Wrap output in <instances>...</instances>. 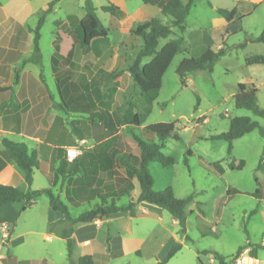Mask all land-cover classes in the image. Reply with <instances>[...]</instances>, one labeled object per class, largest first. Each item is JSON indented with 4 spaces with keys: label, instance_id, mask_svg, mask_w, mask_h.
<instances>
[{
    "label": "rangeland",
    "instance_id": "1",
    "mask_svg": "<svg viewBox=\"0 0 264 264\" xmlns=\"http://www.w3.org/2000/svg\"><path fill=\"white\" fill-rule=\"evenodd\" d=\"M21 1H25L27 7L19 0H0L5 4L4 10L0 9V22L11 17V22L13 20L24 25L25 28L27 25L30 26L29 30L33 29L41 13L38 11L44 6L43 4L47 7L55 0H31L30 3L27 0ZM181 1L186 3L188 0ZM87 2L94 8L95 15L102 25L108 28L109 49L114 48L120 59L125 60L124 68L131 64L142 43L129 31L121 30L117 18L119 14L129 16L139 8L138 20L156 17L163 23H168V18L161 15L157 6L144 5L141 0H59L56 2L53 6L54 12L45 16L39 30L40 62L36 65V69L39 68L44 72L46 82L57 103L60 102V97L50 79L48 55L53 50L51 41L56 38L57 29L60 34L69 28L68 16L77 18L84 14ZM109 5H114L117 9L114 12H104L102 7ZM217 9L228 11L235 9L237 16L228 23L217 13ZM56 22L59 25H56ZM263 28L264 0L261 2L257 0H193V5L185 19L183 44L165 71L161 87L151 107L145 109L140 104V100H134L137 104L133 111L143 117L142 125L133 128V132L140 138L158 144V139L154 135L145 133L143 128L159 122L175 123L174 133L178 139L168 138L161 149L164 155L172 159V164L162 167L158 163H150L148 170L153 180L154 191L169 188L177 199L192 197L186 206L188 213L186 235L189 241L182 239L187 247H182L181 252L179 251L174 258L176 260L187 261L188 257L192 264H199L194 252L210 249L223 256L231 257L248 241L261 246L257 250V259L246 262L248 257L246 252L249 249H244L238 259H231L230 263L264 264L262 138L257 130L245 134L233 141L230 155L227 153V143L224 140L210 139L212 136L226 132L230 120L236 117H247L264 127V118L248 110L236 108L233 98L239 83L254 86L257 89L258 106L264 109V64L250 66L245 64V58L249 56H264V44L254 42ZM29 35L32 39L33 33ZM176 36L177 33L173 29L171 36L159 40L158 48ZM28 37L27 35V40ZM63 45L66 46V43ZM218 46L224 47L225 53L213 64L212 71L196 70L187 73L185 85L182 86L175 72L180 61L185 57H197L207 48L216 51ZM119 80L121 81L120 90L112 95L113 105L110 107V113L116 123L126 109V100L134 94L135 99H139L129 79ZM58 113L63 117L64 143L68 141L73 144L74 137L86 136L88 130L82 127L80 133L72 132L70 120L80 122L79 125L81 122L87 125L91 123L84 119H87V114L76 115L63 111ZM117 132L119 135L115 142L116 148L133 156L138 154L139 150L129 131L124 127H117ZM93 143V139L87 138L86 146ZM27 146L31 148L29 142ZM39 160L42 167L34 171L30 190H42L49 184V175L42 172L45 168L44 158L40 156ZM232 161L234 165L243 161L242 168L231 169L229 164ZM214 164L220 165L221 173L214 168ZM13 169L11 179L13 186L26 192L28 186L24 182L22 171L15 165ZM138 194V184L133 181L131 196L135 198ZM61 200L66 203L65 199ZM129 200L127 196H121L117 199V205L126 204ZM32 202L33 204L20 212L11 223L8 222L11 214L7 210H0V220L8 222L7 231L12 229L9 243V237L0 236V256L7 257L8 261H13L14 258L30 260V264H45L43 259L47 264H69L65 241L59 235L62 229L68 226L67 222L63 220L59 212L49 207L46 195H40ZM97 203L99 200L95 199L79 207L68 206L69 213L71 217H77ZM13 207L18 211L21 205L15 204ZM253 211L255 213L250 214ZM173 221L174 219L166 211L153 205L146 203L137 205L136 216L124 219L123 223L114 224L110 232L129 228L131 235L127 236L130 238L127 247L133 248L141 242V256H136L133 251H130L122 258L111 261L110 264L153 263L154 256L172 238L181 240L179 226ZM88 229L91 231L90 227ZM7 231H5L6 235ZM102 231L105 229L101 228L100 231L93 232L96 240L102 239ZM78 255L79 251L76 248L73 256ZM211 258L209 254L200 255L203 264H210Z\"/></svg>",
    "mask_w": 264,
    "mask_h": 264
},
{
    "label": "trees",
    "instance_id": "2",
    "mask_svg": "<svg viewBox=\"0 0 264 264\" xmlns=\"http://www.w3.org/2000/svg\"><path fill=\"white\" fill-rule=\"evenodd\" d=\"M59 0H55L47 5L37 20V23L30 32L33 33V55L31 61L35 64L40 62L39 50V30L44 23L45 16L51 13L53 6ZM259 2L263 0H257ZM144 5H153L160 8L162 16L168 18V23H163L159 18L153 17L149 20H141L133 23L129 33L141 40V47L134 56L131 64L127 67V72L131 81L132 89L139 99H135L131 95L126 100V109L116 123L108 111L113 102V94L116 88L101 92L96 89L90 93L85 91V99L90 106L84 105L78 109L76 100L68 101L64 98L60 86L57 82V91L60 97L59 103H54V107L67 112L75 113L82 111L87 114V120L91 124H101L106 136L115 134L117 127L126 128L133 141L136 143L139 150L138 157L123 152H115L111 154L109 151L114 143V137L95 145L91 149L82 150L81 154L69 162L65 158V148L63 157L56 160L51 157L49 162V183L54 186L58 180L65 182V201L52 192V187L42 190H30L29 187L33 180L34 171L39 169L40 161L36 152H29L24 144L13 143L7 139L1 140L2 149L0 156L7 162H12L19 168L24 177V182L28 186L26 192H23L10 184L0 183V207L5 205L20 204L21 207L16 213V217L25 208L33 204V200L40 195H46L48 198L49 207L63 216V220L68 226L62 229L60 237L65 241L67 260L69 264H108L111 259L121 256L120 251H109L106 254H91L80 256L76 262L73 261V251L75 248V240L72 236L74 227L84 224H90L98 220H103L106 217L118 213H127L130 217H135L136 206L140 203L153 205L163 211H166L179 226V235L189 241L186 235V206L191 201V196L186 199H177L173 196L171 189L167 188L162 191H154L152 189L153 180L150 176L148 165L150 163H158L162 167H168L172 164V159L164 155L161 151L163 143L168 138L178 139L175 132L174 122H159L143 128L147 134L154 135L158 139V144L148 142L133 132V128L140 127L143 123V117L133 110L136 107L134 100H140V104L148 109L151 107L157 92L161 87L162 77L173 60L174 56L180 51L183 44L182 34L185 31V19L189 14V10L193 5V0H188L184 3L181 0H141ZM117 8L114 5L102 7L104 12H114ZM85 16L79 20L74 16H68L69 28H66L62 33L58 34V29L55 31L56 40L54 45L55 53L58 52V43L64 37L72 39L73 44L78 46V56L89 52L92 45H103L109 49L108 28L104 27L95 15V10L89 2L84 7ZM217 13L228 23L235 18L237 11L217 9ZM119 14L118 17H122ZM59 25L58 22L55 23ZM58 28V27H57ZM173 29L177 36L174 39L167 41L162 47L158 48L159 40L167 39L173 34ZM254 42L264 44V28L260 35L254 39ZM225 53L224 47L218 48L216 51L207 48L202 54L197 57H185L176 67V75L182 86L185 85V75L196 70L212 71L213 64L219 60ZM112 54L109 49L107 56ZM245 64L258 65L264 64L263 55H252L245 58ZM53 72L58 75L56 69V59L52 58ZM19 68L15 69V79L13 85L18 80ZM118 73H107L106 77L109 81H115L120 76ZM42 78V74L40 75ZM58 77V76H57ZM12 85L8 87H0V93L11 91ZM257 89L254 86H247L239 83L237 90L233 96L236 108H241L252 112L254 115L264 118V109L260 108L256 98ZM93 97L96 99L93 101ZM85 100L84 97L79 98ZM78 100V99H77ZM198 101V100H197ZM98 106H97V103ZM99 107V108H98ZM104 111H101V108ZM58 121L61 122L59 119ZM257 130L262 138V154H264V127L257 122L250 120L247 117H236L230 120L228 130L210 139H221L227 143V153L230 155L232 143L234 140L243 137L245 134ZM64 132V128H63ZM66 133V132H65ZM64 139V133L63 138ZM243 161H239L234 165L233 161L229 164L231 169H241ZM214 168L218 172H222L219 164H214ZM121 169L123 174L118 171ZM110 176V178L108 177ZM133 181H136L139 187V194L133 198L131 190ZM258 193L257 191L255 192ZM127 196L130 200L126 204L117 205V199L121 196ZM95 199L99 203L92 208L82 212L77 217H71L68 206L79 207L84 203H89ZM255 213V211L250 214ZM10 233L8 232V237ZM247 236V233H246ZM248 240V236H247ZM181 244H175L167 251L163 260L158 264H165L177 252L181 250ZM261 246L247 243L238 248L231 257L223 256L213 250L197 251L198 254H209L216 264H231L229 260H236L242 254L244 249L248 250V257L256 260L257 250ZM6 259L3 262L6 263ZM45 263V261H43ZM199 263L201 264L200 260ZM19 264H30L29 261H23ZM46 264V263H45Z\"/></svg>",
    "mask_w": 264,
    "mask_h": 264
},
{
    "label": "crops",
    "instance_id": "3",
    "mask_svg": "<svg viewBox=\"0 0 264 264\" xmlns=\"http://www.w3.org/2000/svg\"><path fill=\"white\" fill-rule=\"evenodd\" d=\"M19 1L23 2L22 4L27 7L25 1ZM30 1L31 0H27L28 3H30ZM43 5L44 6L40 8L38 13L45 10L46 5ZM4 8L5 4L0 2V9L4 10ZM138 9L135 11V13L129 16L127 14H123L122 17H117L119 19L118 24L122 31L126 30L128 32L134 22L140 21L138 20L139 17L137 16ZM54 10L55 8H53L52 11L54 12ZM84 16L85 12L83 15L78 16L77 19L81 20ZM1 26L0 87H8L12 85V90L0 93V150L2 149V139H7L13 143L24 144L28 148L29 152H36L38 159L40 156L44 158L43 163L45 164V168L42 172L50 176V159L53 156L56 160L62 158L64 148L75 146V144H81L82 150L91 149L95 145H98L107 139H111L112 137H114L115 143L117 141L116 139L118 138L119 132L106 136L105 131L102 129L100 123H89L85 125V123L81 122V126V124L79 125V121V123H77V121L73 120H70L72 132L80 133V128L82 127L88 130L86 132V136L79 135L78 138L74 137L75 140L72 142L73 144L68 143V141L65 143L61 141L64 133L62 123L63 117L58 113L59 111L61 112V110L54 107V103L57 102L55 101L50 87L46 82L44 72H42V70L39 68L37 70L36 65L38 64H35L31 61L33 55V38L31 39L29 35L31 34L29 30L30 26L28 27L27 25L25 28L24 25L22 26V24L16 23L13 20L11 22V17L3 19L0 22V27ZM24 34L29 36L28 40L27 35ZM55 40L56 38L51 41V48L53 50L48 55L50 65V79L56 89L58 82L62 94L66 100H76L78 109H81V107H84V105L91 107L87 99H85V91L87 89L90 93L94 92L96 89L100 90L101 92H105L110 90L112 87L116 88V91H118L120 90L119 83L121 82L119 79L124 78L125 80H130L129 74L126 70L130 64L126 65L124 68L123 66L125 65V60L120 59L119 54L114 50V48L111 49L112 54L107 56L109 51L108 48L104 49L99 45L93 44L89 52L83 54L82 56H78V46L73 44L71 38L63 37L58 43V52L55 53ZM62 43H66V46H64ZM218 48H220V46H218L217 49ZM53 57L56 59L58 77L53 72ZM17 68H19L18 80L16 84L13 85L15 79L14 72ZM118 72H121V74L117 80L112 82L107 80V73ZM41 74L42 78L40 76ZM129 82L131 85V81ZM82 96L85 100L79 99L82 98ZM95 100L96 99L93 97V101ZM101 111H104V109L101 108ZM108 112L110 113L111 110ZM78 113L84 114L82 111L75 112L74 114L78 115ZM59 119L61 122L58 121ZM84 119L87 120L86 118ZM87 138L93 139L94 143L86 146ZM27 142H29L31 148L27 146ZM114 143L109 152L111 154H115L117 151L124 153V151H122L120 148H116V143ZM138 155L139 153L134 156L138 157ZM13 165L14 164L12 162H7L0 156V183L13 185L11 182L13 177L12 171H14ZM118 171L121 173L122 170L118 169ZM108 177L110 178V176ZM50 187H52V191L55 192V194H57L61 199H65V182L62 183L60 180H58L54 186H51L49 183L47 188ZM0 210H7L8 213L11 214V218L8 220V222L11 223L13 220H15L17 211L14 209L13 205L9 204L2 206L0 207ZM127 218L129 219L132 217H130L127 213H118L110 215L103 220H98L90 224L74 227V232L72 234L75 240L74 250L77 248L79 255L77 257L73 256V261L76 262L77 259L83 255L106 254L108 250L112 252H121V256L111 259L108 264H110L113 260L122 258L130 251H133L136 256H141V242L138 243L137 246L135 245L133 248L128 249L127 247V242L130 240V238L127 236L131 235V230L129 228L126 227L122 231L117 229V231L113 230V232H110V229L114 224L123 223V220ZM173 222L177 224L175 220ZM1 223H5L6 226L9 225L6 223V221L2 222L0 220V224ZM198 223L200 224V222ZM89 227L91 228V231H89ZM101 228L105 229V231L101 232L103 242L102 239L96 240V237L93 234L95 231H100ZM8 232L11 234L12 229ZM182 239L185 241L183 237H181V240ZM181 240L178 241L176 238H172L171 241H169L166 245H164V247L161 248L160 251H158V253L154 256L153 263L151 264L160 263L172 245L181 244L183 248L187 247L184 241ZM9 241L10 235L8 238V243ZM177 253L165 264H192L188 257L186 258L187 261H185V259H174L175 256L178 255ZM247 253L248 251L246 254ZM194 256L196 257L198 263L200 260L201 264H203L202 260L200 259V254L194 252ZM6 258L7 257L1 255L0 264H19L23 261L30 262V260H17L15 258L13 261H8L7 258L5 263L3 262V259ZM246 258L247 260H251L249 257ZM43 261H45L47 264L45 259H43ZM209 262L210 264H214V260L212 258Z\"/></svg>",
    "mask_w": 264,
    "mask_h": 264
},
{
    "label": "built area",
    "instance_id": "4",
    "mask_svg": "<svg viewBox=\"0 0 264 264\" xmlns=\"http://www.w3.org/2000/svg\"><path fill=\"white\" fill-rule=\"evenodd\" d=\"M81 150H82V145L79 144L78 146H72V147H68L65 148V158L67 161L71 162L74 159H76L80 154H81ZM5 231H7V226L4 223L0 224V236L1 237H8V233L6 235ZM8 232V231H7ZM6 237V238H7Z\"/></svg>",
    "mask_w": 264,
    "mask_h": 264
},
{
    "label": "bare ground",
    "instance_id": "5",
    "mask_svg": "<svg viewBox=\"0 0 264 264\" xmlns=\"http://www.w3.org/2000/svg\"><path fill=\"white\" fill-rule=\"evenodd\" d=\"M245 261L247 262V259Z\"/></svg>",
    "mask_w": 264,
    "mask_h": 264
}]
</instances>
